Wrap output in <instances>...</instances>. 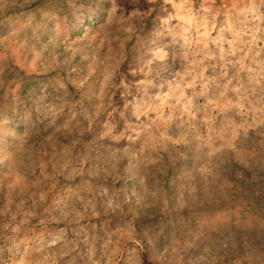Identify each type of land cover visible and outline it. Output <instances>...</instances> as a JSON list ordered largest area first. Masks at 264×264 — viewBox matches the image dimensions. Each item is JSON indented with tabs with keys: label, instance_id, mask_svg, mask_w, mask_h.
I'll use <instances>...</instances> for the list:
<instances>
[{
	"label": "rangeland",
	"instance_id": "rangeland-1",
	"mask_svg": "<svg viewBox=\"0 0 264 264\" xmlns=\"http://www.w3.org/2000/svg\"><path fill=\"white\" fill-rule=\"evenodd\" d=\"M21 110L28 151L9 137L0 155V264H65L60 245L25 253L65 234L86 254L85 234L125 227L93 176L110 149L128 173L115 189L161 222L264 232V0H0V114Z\"/></svg>",
	"mask_w": 264,
	"mask_h": 264
},
{
	"label": "clouds",
	"instance_id": "clouds-1",
	"mask_svg": "<svg viewBox=\"0 0 264 264\" xmlns=\"http://www.w3.org/2000/svg\"><path fill=\"white\" fill-rule=\"evenodd\" d=\"M29 119L26 110H21L15 115L0 114V155L3 154L5 142L9 137L14 154L28 151L25 145L32 129L28 126L21 132L19 126L28 124ZM109 151L111 155L106 160L107 167L94 171L93 176L109 185L102 189V195L108 197L105 201V212L126 221L125 227L107 234L106 239L97 236L95 242L85 234L82 243L89 245L86 254L77 251L76 242L67 240L65 234H61L51 245L29 249L25 253L26 256L43 255L45 248L60 245L57 255L61 258L68 257L65 264H77V257L80 258L79 264H88V260H91L92 264H100V260L95 259L99 245L100 259L104 260L105 264H224V257L228 258L229 264H264V232L213 239L198 232L194 226L175 224L171 221L161 222L151 207L155 201L145 196H137L135 191L121 197L115 189V183L121 178V172L126 175L128 173L124 169H117L116 152L111 149ZM88 159V156L83 157L84 162ZM221 162L225 163L226 158H222ZM143 183L141 180L140 184ZM134 196L137 198L133 199ZM48 259H52L55 264V256L51 255L46 256L40 264H46ZM20 264H25V261L21 260Z\"/></svg>",
	"mask_w": 264,
	"mask_h": 264
},
{
	"label": "trees",
	"instance_id": "trees-1",
	"mask_svg": "<svg viewBox=\"0 0 264 264\" xmlns=\"http://www.w3.org/2000/svg\"><path fill=\"white\" fill-rule=\"evenodd\" d=\"M249 177H251V175H250V174H248V175L246 176V178H249Z\"/></svg>",
	"mask_w": 264,
	"mask_h": 264
}]
</instances>
